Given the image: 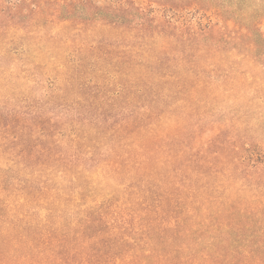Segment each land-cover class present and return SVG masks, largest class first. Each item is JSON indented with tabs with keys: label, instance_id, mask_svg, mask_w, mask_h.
I'll use <instances>...</instances> for the list:
<instances>
[{
	"label": "trees",
	"instance_id": "trees-1",
	"mask_svg": "<svg viewBox=\"0 0 264 264\" xmlns=\"http://www.w3.org/2000/svg\"><path fill=\"white\" fill-rule=\"evenodd\" d=\"M35 5L72 60L49 102L0 114V264H264V153L200 112L257 83L264 0Z\"/></svg>",
	"mask_w": 264,
	"mask_h": 264
},
{
	"label": "rangeland",
	"instance_id": "rangeland-1",
	"mask_svg": "<svg viewBox=\"0 0 264 264\" xmlns=\"http://www.w3.org/2000/svg\"><path fill=\"white\" fill-rule=\"evenodd\" d=\"M14 2L15 0H4V5L7 6L9 3L11 5ZM36 2L38 0H31L29 8L20 13L19 18L22 20L19 23L5 19L2 20V25L0 23V114L4 113L5 116L8 109L26 110L28 106L31 110H36L49 102L50 96L57 95L52 90L56 88L53 84L61 88V80L67 76L68 67L71 66L72 59L64 55L66 47L64 49L60 44H54L53 38L57 30L55 24L49 16L37 14ZM47 10L50 8L46 7ZM103 33L102 30L98 32L99 35ZM57 64L60 65L59 70ZM63 64H67L68 67L65 68ZM251 67L257 83L250 85L249 83L253 81L251 76H243L245 90L236 100L233 98L224 102L214 100V104L202 106L200 112H207V115L201 119V124L206 128L212 126V122L214 125L229 122V128L236 131V139L241 140V145L246 142V147L250 151L262 154L264 70L255 65ZM95 68H99L96 62L88 59L86 70L91 72ZM107 69L110 70V67ZM108 89L111 90L113 87L109 86ZM214 91L215 96L223 99V95L220 97L221 92ZM86 98L88 95L85 100ZM85 100L81 102L83 108L87 106ZM74 101L73 97L69 96L64 101H54L50 109L54 107L57 113H63V108H67L64 104L74 105ZM95 184L101 187L106 185L107 192L122 196L118 184L97 180Z\"/></svg>",
	"mask_w": 264,
	"mask_h": 264
}]
</instances>
